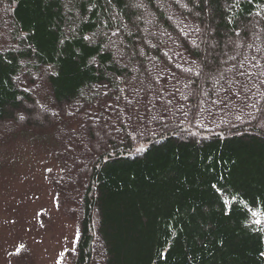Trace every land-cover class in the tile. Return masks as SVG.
<instances>
[{"label": "trees", "instance_id": "16d2710c", "mask_svg": "<svg viewBox=\"0 0 264 264\" xmlns=\"http://www.w3.org/2000/svg\"><path fill=\"white\" fill-rule=\"evenodd\" d=\"M2 135L61 151L69 264H264V0H0Z\"/></svg>", "mask_w": 264, "mask_h": 264}, {"label": "rangeland", "instance_id": "374dc122", "mask_svg": "<svg viewBox=\"0 0 264 264\" xmlns=\"http://www.w3.org/2000/svg\"><path fill=\"white\" fill-rule=\"evenodd\" d=\"M98 130L94 150L106 139V130ZM7 136L0 145V264H69L77 209L70 208L68 194L58 192L61 151L45 139Z\"/></svg>", "mask_w": 264, "mask_h": 264}, {"label": "snow or ice", "instance_id": "6c2138e0", "mask_svg": "<svg viewBox=\"0 0 264 264\" xmlns=\"http://www.w3.org/2000/svg\"><path fill=\"white\" fill-rule=\"evenodd\" d=\"M22 118V117H21Z\"/></svg>", "mask_w": 264, "mask_h": 264}]
</instances>
